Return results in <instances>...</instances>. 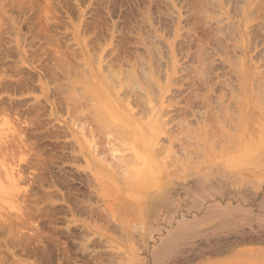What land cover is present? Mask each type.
<instances>
[{"label": "rangeland", "instance_id": "1", "mask_svg": "<svg viewBox=\"0 0 264 264\" xmlns=\"http://www.w3.org/2000/svg\"><path fill=\"white\" fill-rule=\"evenodd\" d=\"M0 261L264 264V0H0Z\"/></svg>", "mask_w": 264, "mask_h": 264}, {"label": "bare ground", "instance_id": "2", "mask_svg": "<svg viewBox=\"0 0 264 264\" xmlns=\"http://www.w3.org/2000/svg\"><path fill=\"white\" fill-rule=\"evenodd\" d=\"M133 69V68H132ZM118 71V70H117ZM129 71V70H128ZM83 72V71H82ZM81 73V72H80ZM90 73V72H89ZM122 73V72H121ZM84 73H82V75H83ZM131 74V73H130ZM115 75V74H114ZM124 75V74H123ZM83 76H85V75H83ZM87 76H88V74H87ZM106 76V75H105ZM104 76V77H105ZM116 76V75H115ZM114 76V77H115ZM125 76V75H124ZM132 76H134V75H132ZM82 77V76H81ZM80 77V78H81ZM107 77H109V76H107ZM112 77H113V74H112ZM129 77V76H128ZM110 78V77H109ZM116 78V77H115ZM125 78H126V76H125ZM133 78V77H132ZM112 79V78H111ZM127 79V78H126ZM86 80V79H85ZM108 80V79H107ZM116 80V79H115ZM114 80V81H115ZM133 80V79H132ZM81 81H83L82 79H81ZM87 82V81H86ZM127 82V81H126ZM68 84V83H67ZM86 84H88V83H86ZM90 84H91V82H90ZM93 84V83H92ZM116 84V83H115ZM131 84H132V82H131ZM70 85V84H69ZM133 85V84H132ZM68 86V85H67ZM111 86V85H110ZM116 86V85H115ZM121 86V85H120ZM134 86H135V84H134ZM69 87V86H68ZM88 87H89V84H88ZM90 87H91V85H90ZM109 88H111V87H109ZM113 88H115V87H113ZM92 89V88H91ZM89 90V89H88ZM98 90V88L95 90H93V91H90L91 92V94H92V96H93V93H94V95H95V98H93V99H95V101H96V105L97 106H94V111H95V113L94 114H96L97 112H98V114H100L102 117H107V119L108 118H110V120L112 121V122H110V120H109V123H111L112 124V126H109V128H111L112 127V129L111 130H114V131H118L117 133H119L120 135H123V134H121L122 132L124 133V131H126V129H124V127L122 126V125H118V124H113V121L115 120V119H112V116L115 114V111H114V109L109 105V102L106 100V96H104L103 95V93H102V91L99 89V91H97ZM96 91L97 92H99L100 94H97L96 93ZM97 95H96V94ZM84 94V93H83ZM81 95V94H80ZM97 96V97H96ZM151 96V95H150ZM72 97V96H71ZM74 98V97H73ZM73 98H71V100L73 99ZM83 98V97H82ZM124 98H125V95H124ZM126 99V98H125ZM125 99H123L124 101H125ZM154 99V98H153ZM122 100V101H123ZM73 101V100H72ZM123 101V102H124ZM128 101V100H127ZM131 101H132V99H131ZM93 102V101H92ZM76 103V102H75ZM121 103V102H120ZM77 105V104H76ZM125 105V104H124ZM145 105V104H144ZM83 106V105H82ZM145 108V107H144ZM76 110V109H75ZM90 111V110H89ZM77 112V111H76ZM147 112V111H146ZM246 112V111H245ZM144 113V112H143ZM89 115H90V113H89ZM143 115V114H142ZM246 115V114H245ZM98 116V115H97ZM100 116V117H101ZM86 117V116H85ZM115 117V116H114ZM144 117V116H143ZM104 119V118H103ZM106 120V119H105ZM248 121V120H247ZM237 122V121H236ZM250 122V121H249ZM94 124V123H93ZM97 124V123H96ZM98 125V124H97ZM116 125V126H115ZM117 125L119 126V128H118V130H117ZM250 125V124H249ZM102 126V125H101ZM105 126V125H104ZM114 126V127H113ZM121 126H122V128H121ZM100 127V126H99ZM98 127V128H99ZM116 127V128H115ZM121 128V129H120ZM96 129V128H95ZM94 129V130H95ZM100 129V128H99ZM107 129V128H106ZM122 130V131H120V130ZM93 130V131H94ZM188 130V129H187ZM245 130H246V128H245ZM97 131V130H96ZM95 131V132H96ZM106 131V130H105ZM120 131V132H119ZM220 131V130H219ZM218 131V132H219ZM101 132V131H100ZM189 132V131H188ZM106 133V132H105ZM111 133V132H110ZM217 133V132H216ZM216 133H215V135H216ZM94 134V133H93ZM109 135V134H108ZM124 135H125V133H124ZM219 135V134H218ZM224 135V134H223ZM209 137H211L212 138V136H209ZM218 137V136H217ZM220 137V136H219ZM240 137V136H239ZM117 138V137H116ZM208 138V137H207ZM129 140H130V138H129ZM229 140V139H228ZM227 140V141H228ZM208 141V140H207ZM226 141V140H225ZM227 143V142H226ZM245 143V142H244ZM110 144V143H109ZM116 144V143H115ZM195 144V143H194ZM193 144V145H194ZM208 144H209V142H208ZM225 144V143H224ZM111 145V144H110ZM197 145V144H196ZM119 146V145H118ZM190 146V145H189ZM193 147V146H192ZM223 147H225V146H223ZM112 148V147H111ZM194 148V147H193ZM200 149V148H199ZM157 150V149H156ZM158 150H159V148H158ZM188 150V149H187ZM204 150V149H203ZM192 151V150H191ZM188 152V151H187ZM196 152V151H195ZM195 152H193V154L195 153ZM213 152V151H212ZM192 153V152H191ZM190 153V154H191ZM199 152H197V154H198ZM173 154V153H172ZM196 154V155H197ZM174 155V154H173ZM170 157V156H169ZM186 157V156H185ZM172 158V157H171ZM170 160V159H169ZM172 160V159H171ZM167 162H168V160H167ZM173 162V161H172ZM205 162V161H204ZM117 165V164H116ZM176 165V164H175ZM167 166V165H166ZM117 167V166H116ZM181 169H183V168H181ZM178 172V171H177ZM180 172V171H179ZM126 173V172H125ZM181 173V172H180ZM122 223V222H121ZM124 227H125V225H124ZM132 230V229H131ZM0 262H2V261H0ZM17 262V261H16ZM18 264H19V262H17ZM24 263V262H23ZM21 264H22V262H21ZM25 264H27V263H25Z\"/></svg>", "mask_w": 264, "mask_h": 264}]
</instances>
